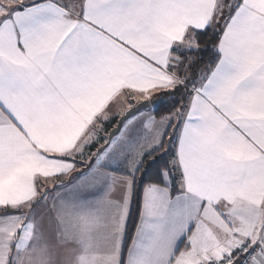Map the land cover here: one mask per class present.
Listing matches in <instances>:
<instances>
[{
  "label": "snow or ice",
  "instance_id": "snow-or-ice-1",
  "mask_svg": "<svg viewBox=\"0 0 264 264\" xmlns=\"http://www.w3.org/2000/svg\"><path fill=\"white\" fill-rule=\"evenodd\" d=\"M0 264H264V0H0Z\"/></svg>",
  "mask_w": 264,
  "mask_h": 264
},
{
  "label": "trees",
  "instance_id": "trees-1",
  "mask_svg": "<svg viewBox=\"0 0 264 264\" xmlns=\"http://www.w3.org/2000/svg\"><path fill=\"white\" fill-rule=\"evenodd\" d=\"M205 41V44H207L208 41V37H204L203 38ZM205 44H202V47H205ZM212 45L211 44H207V48L211 49ZM212 55L213 53L209 50L206 51L203 55V62L199 65V67H204L205 64H207L211 59H212ZM164 108L163 106L161 107V112L163 113ZM159 117H157L158 119ZM114 126V124H113ZM111 130V128H109V131ZM142 189L138 183L137 188H136V196H134L133 198V202L131 205V214L128 220V231H129V235L134 234L135 232V225L138 224L139 221V206H140V201H139V196L141 193Z\"/></svg>",
  "mask_w": 264,
  "mask_h": 264
},
{
  "label": "crops",
  "instance_id": "crops-1",
  "mask_svg": "<svg viewBox=\"0 0 264 264\" xmlns=\"http://www.w3.org/2000/svg\"><path fill=\"white\" fill-rule=\"evenodd\" d=\"M138 223H139V221H138Z\"/></svg>",
  "mask_w": 264,
  "mask_h": 264
},
{
  "label": "water",
  "instance_id": "water-1",
  "mask_svg": "<svg viewBox=\"0 0 264 264\" xmlns=\"http://www.w3.org/2000/svg\"><path fill=\"white\" fill-rule=\"evenodd\" d=\"M111 130H112V129H111ZM111 130H110V131H111Z\"/></svg>",
  "mask_w": 264,
  "mask_h": 264
}]
</instances>
